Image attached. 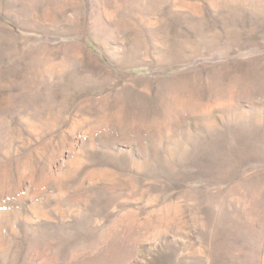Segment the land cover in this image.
I'll list each match as a JSON object with an SVG mask.
<instances>
[{"label": "rangeland", "instance_id": "rangeland-1", "mask_svg": "<svg viewBox=\"0 0 264 264\" xmlns=\"http://www.w3.org/2000/svg\"><path fill=\"white\" fill-rule=\"evenodd\" d=\"M0 264H264V0H0Z\"/></svg>", "mask_w": 264, "mask_h": 264}]
</instances>
